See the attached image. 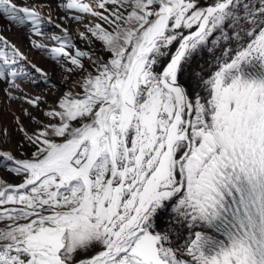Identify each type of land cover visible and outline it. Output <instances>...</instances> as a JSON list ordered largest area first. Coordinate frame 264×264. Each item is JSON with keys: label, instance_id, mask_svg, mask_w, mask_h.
Wrapping results in <instances>:
<instances>
[{"label": "snow or ice", "instance_id": "6c2138e0", "mask_svg": "<svg viewBox=\"0 0 264 264\" xmlns=\"http://www.w3.org/2000/svg\"><path fill=\"white\" fill-rule=\"evenodd\" d=\"M0 105V264H264V0H0Z\"/></svg>", "mask_w": 264, "mask_h": 264}, {"label": "bare ground", "instance_id": "6f19581e", "mask_svg": "<svg viewBox=\"0 0 264 264\" xmlns=\"http://www.w3.org/2000/svg\"><path fill=\"white\" fill-rule=\"evenodd\" d=\"M36 59H39V57H36ZM18 108V106H13V111H15ZM0 123L6 124L10 127H12V121H11V115L8 111L4 110V106L0 105ZM15 137V136H14ZM15 138L13 139V144H15Z\"/></svg>", "mask_w": 264, "mask_h": 264}, {"label": "rangeland", "instance_id": "374dc122", "mask_svg": "<svg viewBox=\"0 0 264 264\" xmlns=\"http://www.w3.org/2000/svg\"><path fill=\"white\" fill-rule=\"evenodd\" d=\"M14 138H15V140L18 139V137H16V136ZM9 179H11V177H9Z\"/></svg>", "mask_w": 264, "mask_h": 264}]
</instances>
